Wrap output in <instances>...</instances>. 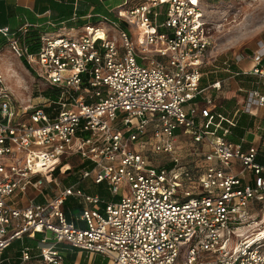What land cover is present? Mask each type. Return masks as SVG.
I'll return each instance as SVG.
<instances>
[{
	"label": "built area",
	"instance_id": "obj_1",
	"mask_svg": "<svg viewBox=\"0 0 264 264\" xmlns=\"http://www.w3.org/2000/svg\"><path fill=\"white\" fill-rule=\"evenodd\" d=\"M74 2L69 23L0 28L54 95L24 105L0 75V261L40 236L18 264H66L62 245L108 264H264V42L201 88L212 40L200 1L124 0L117 19L97 22ZM241 78L258 84L237 81L235 120L211 93ZM243 116L252 125L233 141ZM58 176L78 182L62 188ZM71 198L82 211L69 220Z\"/></svg>",
	"mask_w": 264,
	"mask_h": 264
},
{
	"label": "rangeland",
	"instance_id": "obj_2",
	"mask_svg": "<svg viewBox=\"0 0 264 264\" xmlns=\"http://www.w3.org/2000/svg\"><path fill=\"white\" fill-rule=\"evenodd\" d=\"M200 1L206 18V31L211 37L212 46L208 52L207 64L204 68V75L201 82V88H205L216 81H223L227 79L229 73L227 70L238 71L234 65L237 56L245 52L247 48H255L259 41L264 42V0H196ZM103 3L108 4L109 18L112 20L117 19L118 13L127 9L124 6V0H106ZM94 20L97 22L99 18ZM123 25V24H122ZM137 29V28H136ZM20 60L10 49L6 39L0 40V66L3 63L11 65L13 71L5 76L0 69V74L4 78V86L12 92L14 97L24 105H37L43 102L46 93H50L49 87L46 83L33 75V73H25V71L17 70V65ZM16 67V68H15ZM246 68L250 69L251 66L246 64ZM27 69V68H26ZM22 72V73H21ZM16 73V75L14 74ZM30 74V75H29ZM18 77V79H16ZM239 83L242 85L256 86L257 79L233 80L232 83H225L220 92H212L211 94L217 103H223V100H235L239 103L243 102V95L239 94ZM229 112V111H228ZM230 112L232 114L238 113L237 105L232 106ZM181 133V132H180ZM235 135V132H234ZM234 135L232 137H234ZM181 154L184 156L185 164H193L194 157H186L190 147L188 144L181 143L179 146ZM151 162L161 161L162 165L166 167L162 156L152 157ZM77 165V161L73 162ZM192 166V165H191ZM72 168L74 166L72 165ZM75 169V168H74ZM59 184L62 188L70 187L78 182L76 176H58ZM89 193L99 194L103 199L108 201H116L108 192L98 186H93L89 181L80 184L82 189L90 188ZM50 193V192H49ZM129 196L128 185L123 184L120 191V197ZM119 199V198H117ZM39 199L38 202H42ZM69 203H78L74 198L69 199ZM84 227V224H80ZM40 236H38L39 240ZM25 245L36 250L37 240H26ZM20 241L14 242L8 249V252L20 249ZM86 261V260H85ZM100 258L95 259V264H100ZM108 260L102 261V264H107Z\"/></svg>",
	"mask_w": 264,
	"mask_h": 264
},
{
	"label": "crops",
	"instance_id": "obj_3",
	"mask_svg": "<svg viewBox=\"0 0 264 264\" xmlns=\"http://www.w3.org/2000/svg\"><path fill=\"white\" fill-rule=\"evenodd\" d=\"M105 1L106 0H79L78 16L83 17L92 14L95 18L99 15L110 17L109 12H107L108 4L103 3ZM74 3V0H0V28H10L12 31H17L24 25L30 24L39 25L43 30H47L50 29V27H48L49 22L58 26L62 25V23H69L74 14ZM1 39L4 38L0 36V40ZM20 62V64H16L17 70L29 73L23 62ZM0 69L5 76L10 73L9 71L14 72V68L6 63H3ZM14 74L16 75V73ZM16 79H18V77H16ZM223 101L226 102V100ZM223 103L220 104H222L224 108ZM62 246L67 249L68 254L76 256L72 264H95L96 258H100L102 261L106 259L98 254L91 255L86 252L72 250L66 245ZM14 259L13 255H11L7 257L6 260L9 262ZM1 261H3V256ZM102 261L100 264H102Z\"/></svg>",
	"mask_w": 264,
	"mask_h": 264
},
{
	"label": "trees",
	"instance_id": "obj_4",
	"mask_svg": "<svg viewBox=\"0 0 264 264\" xmlns=\"http://www.w3.org/2000/svg\"><path fill=\"white\" fill-rule=\"evenodd\" d=\"M39 39H40V32L37 31V30L32 29V30L30 31V34H29L28 37H27V44L29 45V47H30V49H31L32 51L36 50V48L38 47V41H39ZM22 62H23V64L25 65V67H26L27 69H29L28 66H27V64H26V61H25V60H22ZM49 92H50V93H46V98L54 96L53 94H51V91H49ZM235 103H236L235 100H231V101H226V102H224V103H223L224 108H221L220 111H221V112H224V113H227L226 111H230L231 108H232V106L235 105ZM237 117H238V115H235V114L230 113V118L236 120ZM251 125H252V122H249V118H248V117H246V116L241 117V118L238 120V127H237L236 129H234V130H235V135H234V137H231L230 139L233 140V141H236L238 137H240V136L243 135L244 130H245L247 127L251 126ZM99 188H100V189H101V188L103 189L102 186H100ZM68 201H69V200H68ZM68 201H67V202L65 203V205H64V210H65V213H66V215H67V218H68L69 220H72V218H73L75 215L81 213V211H82V206H81L79 203H73V204H71V203H69ZM39 239H40V238H39ZM36 240H37V242H38V238H37ZM25 241H26V240H25ZM25 241H24V242H25ZM24 242H23V243L20 242V243H21L20 246H22V247H23V246H27V245H25ZM10 247H11V246H10ZM22 247H20V249H17L16 251H13V252H12V251H11V252H8V250H6V253L3 255V261H1L0 264H18V258H19V256H20V251H21ZM27 247H29V246H27ZM60 248H61V251H62V252L66 253V264H72V263L74 262L76 256H75V255H70V254H68L67 249L64 248L63 246H61ZM11 255H13V257H14L15 259H14V260H10V261L8 262L6 259H7V257H9V256H11Z\"/></svg>",
	"mask_w": 264,
	"mask_h": 264
},
{
	"label": "water",
	"instance_id": "obj_5",
	"mask_svg": "<svg viewBox=\"0 0 264 264\" xmlns=\"http://www.w3.org/2000/svg\"><path fill=\"white\" fill-rule=\"evenodd\" d=\"M245 53H247L249 56L253 55V52L250 49H246ZM70 172V170H68V173Z\"/></svg>",
	"mask_w": 264,
	"mask_h": 264
},
{
	"label": "bare ground",
	"instance_id": "obj_6",
	"mask_svg": "<svg viewBox=\"0 0 264 264\" xmlns=\"http://www.w3.org/2000/svg\"><path fill=\"white\" fill-rule=\"evenodd\" d=\"M68 168V167H67Z\"/></svg>",
	"mask_w": 264,
	"mask_h": 264
}]
</instances>
